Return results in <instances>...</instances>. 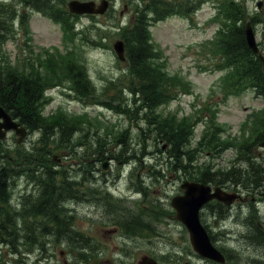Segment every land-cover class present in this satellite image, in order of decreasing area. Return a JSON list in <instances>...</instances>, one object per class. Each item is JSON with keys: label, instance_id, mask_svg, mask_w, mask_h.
Here are the masks:
<instances>
[{"label": "trees", "instance_id": "obj_1", "mask_svg": "<svg viewBox=\"0 0 264 264\" xmlns=\"http://www.w3.org/2000/svg\"><path fill=\"white\" fill-rule=\"evenodd\" d=\"M218 1L214 18L217 29L207 46L217 59L218 66L227 69L222 80V90L225 94L229 91L237 94L245 88L252 89L257 96L264 99L262 63L257 54L248 47L244 34V24L248 20L253 25L264 24V6L262 11L252 13L243 0ZM66 2L67 0L0 1V46L12 36L16 22L25 34L28 33V9L39 11L58 23L64 34V41H74L79 34L74 31V23L79 16L68 11ZM140 3L144 4H132V17L127 23L115 24L117 37L121 38L125 45V60L119 62L125 67L117 78L108 81L103 91H97L95 86L91 85L84 66L79 61V55L77 54L79 59L76 57L75 46L63 50L64 52L57 49L53 54L46 52L48 55L42 60L48 72L55 71L58 67L64 70V79L70 83V93L74 91L83 101L91 99L102 109L114 111L135 121L138 127L135 143L139 145V152L134 150L133 138H130L131 131L128 128L120 129L113 123L97 121L96 118H88L83 113L72 115L55 112L45 115L42 111L44 100L46 101L45 88L53 87L52 77L60 78L57 72H50L48 75L51 77H43L36 70L37 63L30 66V71L18 70L10 64L0 67V105L30 133L34 135L37 132L39 136L29 149L25 143H16L15 148V142L10 147L0 140V264L6 262L1 254L3 247H8L13 257L19 256L14 262L20 263L23 254L39 252L42 255L49 250L47 244L61 242H66L68 251L76 262H91L93 251L90 254L89 251L94 249L93 241L74 228L75 216L68 210V195L78 191L77 179L81 182L88 181L89 166L100 165L105 161L133 165L130 175L135 179L137 189L143 188L147 194L140 168L145 166L142 163V155L148 154L145 148L150 138L154 144L160 142L162 148L166 147L163 153L166 159L164 163L170 171H183L184 178L188 180L219 185L221 167L212 169L213 165L210 163L198 166L195 157L197 152L218 154L222 146L225 148L229 144L219 135V126L213 119L207 122L199 140L192 146V131L198 119L192 121L189 116L177 117L175 113L161 115L156 112L158 106L188 93L190 84L181 76L169 75L166 72L154 50L149 28L152 22L166 16L188 15L197 2L148 0L145 3L143 0ZM148 14L153 15L152 18ZM100 29L102 28H98L99 39L106 37ZM260 50L264 54V44H261ZM24 62H27V59ZM125 89L135 92L137 96L130 100L129 96L123 93ZM111 92L113 94L109 95ZM252 115L258 130L249 136V140L255 145L264 139V108L262 112H253ZM92 119L97 121L96 124ZM247 137L243 139L247 140ZM68 147H71L74 156L73 162L66 168L67 164H63L65 155L57 162L55 152ZM82 147L85 148L83 151H76ZM244 159H248L251 165L249 178L258 185L261 177H264V167L255 163L251 155ZM14 161L18 163L19 168L25 169L24 177L11 175V165ZM148 167L147 176L150 179H159L160 169L149 164ZM239 176L242 181V175L237 174L238 179ZM16 180L19 183L15 185ZM250 183L253 182L248 181L249 187ZM21 184L22 188L30 189L31 193L27 195L30 201L28 205L25 203L23 208L15 211L14 206L12 207L13 198ZM207 205L214 206L216 218L223 216L220 203L212 201ZM147 213L160 220L163 210H147ZM132 220V217L121 218L122 227L129 233L135 231L144 235L146 231L150 232L148 223L141 221L136 226L137 223L134 224ZM205 227L207 228L206 225ZM208 232L211 239H214L209 229ZM258 238L262 239L261 244L264 243V238ZM221 250L227 254V258H232L230 251L222 247ZM48 257L49 255H44L43 258H37V261H48Z\"/></svg>", "mask_w": 264, "mask_h": 264}, {"label": "rangeland", "instance_id": "obj_2", "mask_svg": "<svg viewBox=\"0 0 264 264\" xmlns=\"http://www.w3.org/2000/svg\"><path fill=\"white\" fill-rule=\"evenodd\" d=\"M123 1L117 0V5L115 9H112L110 15L98 18L82 17L80 24L76 26L81 29L77 30L79 34L72 42L64 41V35L58 23L42 13L28 9L31 12L29 31L25 34L23 29L19 30L18 23H16L12 36L8 37L0 46V67L10 64L11 67H17L18 70L30 71V66L37 63L36 70L43 77H46L50 72H57L60 78L52 77L53 87L45 88L46 101L44 100L42 106L45 115L55 112L72 115L83 113L88 118H96L97 121L102 120L109 124L113 123L120 129L128 128L131 131L129 132L130 138H133L134 150L139 152V145L135 143L138 133L135 121H131L127 116L118 115L114 111H106L91 99L83 101L74 91L68 93L67 89H70V83L64 79V70L58 67L55 71L48 72L43 64L44 61H42L46 55L53 54L56 49L64 52L63 50L75 46L76 57L78 59L80 57L79 61L84 66L91 85L95 86L97 91H103L108 81L117 78L125 67L123 63H119L121 61L117 59L112 49V44L118 38L116 29H114L115 24L121 25L128 22L130 13L133 11L132 4L137 3L141 6L142 0ZM258 1L243 0L252 13L262 11L264 0H261L260 10L256 7ZM125 2L129 9L120 15L118 12ZM196 2V7L191 8L187 16L172 15L152 24L149 28L154 50L166 72L169 75L177 74L190 84L188 93L181 94L169 103L158 106L156 112L161 115L175 113L177 117L189 116L192 121L198 119L192 131L194 140L192 146L199 140L203 128L210 119H213L219 126V135L229 144L225 148L222 146L218 154L214 152L195 153L198 166L210 163L213 165L212 169L223 168L231 164L236 157L246 158L249 155L252 158H257V161L264 166V151L259 146L253 147L254 144L249 146L251 143L249 136L258 130L255 128L252 110L262 112L264 101L257 97L252 89L245 88L237 94L234 91H229L227 94L223 92L222 80H224L227 69L218 66L217 59L207 46V42L213 37L215 30V23L210 17L214 14L215 6L217 7L219 2L218 0H196ZM99 27L102 28L100 30L104 31L106 37L99 39ZM256 29V40L260 48L261 44L262 46L264 44L262 43L264 42V24L256 25ZM27 37L30 38V43ZM260 42L261 44H259ZM29 46L30 51H28ZM26 59L27 62H24ZM124 92L130 100L133 96H137L131 90L125 89ZM112 94L113 92L109 93V95ZM92 122L96 124L93 119ZM242 133L248 136L247 140L243 139L245 136L241 135ZM37 134L35 132L33 135L29 131L26 140L27 149L31 148L39 138ZM3 141L10 147L14 142L17 143L16 136L11 132ZM156 146L162 148L160 142L154 144L150 138L148 146L145 148L148 154L142 155L145 166H140V175L147 187V194L143 190V199H141L142 195L132 192L129 186L130 166L122 171L123 177L116 186L112 182L115 171L109 175L110 180L108 181L112 194H122L126 197L123 201V206L129 211V214H126L129 217L131 214L134 222L148 223L151 227L150 232L146 231L144 235L138 236L126 235L113 224L116 222V218H113V223L110 221L112 214L103 209L88 207L87 210H83L77 215L74 228L95 242L94 249L89 251V254L93 251L91 263L76 262L68 251L66 242H61L47 245L49 250L43 255L39 252L23 254L20 263L14 262L15 258H19V256L13 257L9 253V248L3 247L1 254L6 260L5 264H137L142 255L155 257L164 264H182L185 261L192 264H215L193 252L186 228L176 219L170 206V200L173 195L180 193L179 185L185 178L183 171H170L164 163L166 159L163 153L166 147L157 149ZM84 149V147L77 148L76 151ZM12 150L13 154L14 148ZM72 151L71 147L58 150L57 153L55 152V157L58 160L61 155H65L63 164H67L66 168H68L69 164L73 162ZM259 153L263 155H258ZM145 156L147 157L145 158ZM148 164L160 169L159 179H150L147 176ZM18 183L19 181L16 180L15 185ZM82 184L81 189L99 188L98 184V187H94L90 185L89 181L82 182ZM22 187L23 184L18 188ZM158 208L163 210L160 220H157L153 214L147 213V210L154 211ZM213 209L212 205L205 206L201 211V220L214 235L213 242L231 252L232 258H228L227 262L230 264H264V261H260L264 258L262 240L255 236L250 229L247 231L236 215L232 214L230 220L228 218L225 222H221L215 218ZM248 211L249 209H243L240 213L241 220L247 216ZM140 215L141 218H138ZM126 232L131 234L127 230ZM96 247L97 249H95ZM96 250L98 251L94 252ZM44 255H49L48 262L37 261V258H43Z\"/></svg>", "mask_w": 264, "mask_h": 264}, {"label": "flooded vegetation", "instance_id": "obj_3", "mask_svg": "<svg viewBox=\"0 0 264 264\" xmlns=\"http://www.w3.org/2000/svg\"><path fill=\"white\" fill-rule=\"evenodd\" d=\"M1 1H9V0H1ZM22 143H25L26 145V140L24 142L17 144H22ZM251 145L253 144L250 143L249 146ZM256 146L257 144L253 145V147ZM16 147L17 145L15 143V148ZM261 150L264 151L263 148H261ZM258 155H263V154L259 153ZM252 159H256V158H252ZM122 164L123 163L121 162L108 161L107 163L108 168L106 170L100 169L101 166L103 165V162L100 163V165L94 164L89 166L90 172L87 173V176L90 185L94 187H98L97 186L98 184L99 187L100 186L101 187L99 189L93 187L81 189L82 182L80 181V179H77L78 191L74 194L68 195V201L70 202L68 205V210L69 212H72V214L76 218L79 213H81L83 210H87L88 207L94 209H103L105 210V212L112 214V216L110 217V221L112 223H113V218H116V222L113 224L117 228H119L121 232H123L126 235L138 236L140 234H138L135 231H133V233L131 234H127L126 229H124L121 225V218L129 217L127 215L129 214V211L123 206V201H125L126 197L123 196L122 194L114 195L112 194L111 190H109L108 188V181L110 180L109 175L113 171H115V174L113 175L112 182L115 184L118 183L117 181L118 178L122 176V167L115 168L114 166L122 165ZM261 167L264 166L261 164ZM221 169L222 172H221L219 187L223 189L225 192L232 193L235 195V199L230 204L219 202L226 213L223 222H225L226 219L232 216L231 213L238 212L236 214L237 215L236 218L243 223V225L247 228V231L248 229H250L252 233L254 232L255 235L264 238V214H262L264 213V210H262L264 209V177H261L262 179L258 185L254 184V180L252 178H249L250 173L252 172L249 160L244 159L242 157H238V158L236 157V159L231 164L223 168L221 167ZM11 172H12L11 174L12 176L21 175L20 177H24L26 175L25 169L23 170L22 168H19L18 163L15 161L11 165ZM233 174L235 175V177H233ZM237 174L242 175V181L240 176L239 179L237 178ZM98 180L101 182L100 184ZM248 181L253 182L252 184L250 183V187L248 185ZM29 193H31L30 189L18 188L16 190L12 205V207L14 206V208L16 209V210L14 209L15 211L23 208L25 203H27L28 205L30 199L27 197V195H30ZM243 209H249V211L247 216L243 220H241L242 215L240 213H242ZM138 218H141V215L138 216ZM132 222L134 221L132 220ZM134 223L135 224L137 223L136 226H138V222H134ZM27 227L28 226H26V228ZM15 236H16V229H15ZM23 239L25 238L23 237ZM93 244H95L94 241ZM95 249H97V247ZM97 251L98 250L94 252Z\"/></svg>", "mask_w": 264, "mask_h": 264}, {"label": "water", "instance_id": "obj_4", "mask_svg": "<svg viewBox=\"0 0 264 264\" xmlns=\"http://www.w3.org/2000/svg\"><path fill=\"white\" fill-rule=\"evenodd\" d=\"M68 8L73 13H103L107 8V1L102 0L97 6L93 1L70 0ZM260 5V2L258 3ZM245 38L249 48L256 54L262 62L264 69V55L259 52L256 43L255 34L250 22L245 24ZM113 48L120 59H124V44L123 41L117 40L113 44ZM14 132L21 142L26 135V128L17 122L1 105H0V139L6 137L7 132ZM264 146V140L260 143ZM183 194L175 195L171 199V205L176 211V217L186 227L189 240L193 250L200 256L211 259L218 263L225 261L224 255L213 245L207 230L200 222L199 211L201 207L210 199L216 198L224 200L227 203L233 199V195L225 194L219 187H215L212 191L207 184L194 181H184L181 184ZM140 264H159L154 259L144 256ZM183 264H189L185 262Z\"/></svg>", "mask_w": 264, "mask_h": 264}, {"label": "bare ground", "instance_id": "obj_5", "mask_svg": "<svg viewBox=\"0 0 264 264\" xmlns=\"http://www.w3.org/2000/svg\"><path fill=\"white\" fill-rule=\"evenodd\" d=\"M14 177H18L17 175L16 176H14ZM38 208V207H37ZM257 236V235H256ZM23 237V236H22ZM50 238V237H49ZM28 239V238H27ZM46 239V238H45ZM47 240V239H46ZM27 241V240H26ZM48 241H49V239H48ZM25 243V242H24ZM27 244H28V242H26ZM30 243V242H29ZM45 243V242H44ZM48 245V244H47ZM46 245V246H47ZM1 248V247H0ZM18 250V249H17ZM25 250H27V248L25 249ZM24 250V251H25ZM38 250V249H37ZM16 251V250H15ZM19 251V250H18ZM18 251H17V253H18ZM46 251H47V249H46ZM20 252V251H19ZM22 252V251H21ZM33 252V251H32ZM46 254V253H45ZM43 255V254H42ZM48 256V255H47ZM46 258V257H45ZM43 260V259H42Z\"/></svg>", "mask_w": 264, "mask_h": 264}]
</instances>
